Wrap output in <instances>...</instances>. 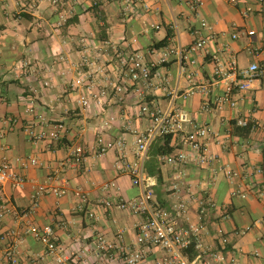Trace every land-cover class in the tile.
<instances>
[{
    "label": "crops",
    "instance_id": "0c3cea01",
    "mask_svg": "<svg viewBox=\"0 0 264 264\" xmlns=\"http://www.w3.org/2000/svg\"><path fill=\"white\" fill-rule=\"evenodd\" d=\"M93 2L0 0V163L8 160L27 179L22 188L0 186V264H12L9 251H14L18 264H50L53 258L45 245L27 232L30 226L46 225L54 228L66 252L79 254L85 264H124L115 252L111 258L100 251L96 238L103 235L129 247L142 218L109 210L102 202L129 200L141 189L120 168V152L111 150L99 157L96 140L124 137V156L133 160V131L150 126L149 116L141 114L146 104L162 111L170 106L183 109L195 122L207 123L212 130L208 147L217 157L205 165L168 164L164 157L170 154H158L164 140L157 138L145 162L146 175L155 184L156 204L166 209L174 203L187 205L181 224L186 225L182 222L188 217L206 228L205 247L225 258L214 264H233L232 260L264 264L263 80L255 78L248 89L235 90L234 107L217 105L226 87L219 72L228 71L233 61L239 72L253 63L264 67V6L259 0L237 4L204 0L193 12L185 0H137L128 10L121 0H105L98 6ZM248 7L253 10L246 14ZM251 31L253 35L248 34ZM201 37L209 42L192 56L193 63L177 57L160 62L163 50L188 46ZM165 39L167 43L160 46ZM133 50L154 65L149 83L129 78L124 62ZM79 74L88 77L90 88L73 85ZM117 85L122 92L114 90ZM173 88L194 94L172 101L167 91ZM90 92L97 93L100 102L92 99L83 106L80 99ZM206 104L208 111L203 110ZM31 106L51 126L66 125L61 140H33L27 135L24 127L34 118L27 111ZM240 120L248 121V126L238 125ZM189 130L191 126L186 127ZM183 134L173 135V153L187 150L181 143ZM78 146L85 149L86 160L76 167L69 160ZM30 158L37 165L29 164ZM226 164L241 177L230 181L219 169ZM61 177L68 179L66 195L47 192L36 201L37 187H58ZM111 182L115 186L104 190ZM77 189L87 195L84 211L77 210ZM236 190L245 197L234 195ZM220 228L228 239L225 245L217 235ZM194 252L190 251L191 257ZM164 255L165 251L153 249L143 264H158Z\"/></svg>",
    "mask_w": 264,
    "mask_h": 264
},
{
    "label": "built area",
    "instance_id": "2783aa9c",
    "mask_svg": "<svg viewBox=\"0 0 264 264\" xmlns=\"http://www.w3.org/2000/svg\"><path fill=\"white\" fill-rule=\"evenodd\" d=\"M65 0H51L55 5L63 4ZM128 10L137 0H121ZM239 0H229L232 4H237ZM105 0H94L93 5L98 6ZM188 8L193 12H198L204 5V0H185ZM261 6H264V0H259ZM252 7L246 9V14L252 11ZM206 23L202 22V27ZM253 35L254 32L248 33ZM209 37V36H208ZM208 37H201L185 47L167 48L162 51L160 62L164 63L172 57H177L182 61L193 63L192 56L204 50L209 42ZM234 37H236L234 35ZM210 38H214L211 34ZM124 65L128 68V75L133 83H149L152 77L154 65L145 61L144 56L133 50L128 54ZM226 81L224 94L217 101V105L222 107L225 103L234 107L236 102L233 99L235 90L243 91L249 88L251 82L255 78H260L264 82V67L253 63L248 69L241 72L238 71L236 61H233L228 71L219 72ZM240 74L242 78H240ZM76 87L90 88L91 83L84 74H79L73 82ZM116 92H122V86H115ZM193 91L180 93L177 88L169 89L167 95L170 100L182 96L187 99ZM96 99L100 102V97L97 93L90 92L89 95H84L80 99L83 106H89L90 101ZM210 105L206 104L203 110L208 111ZM34 115L30 123L24 127V131L33 140H52L59 141L62 139L66 125L63 122L55 123L51 126L49 120L40 113H35L33 106L27 110ZM141 114L148 115L150 126L142 131L134 130V145L135 157L133 160H126L124 150L126 147V139L120 138L117 140H107L104 136H99L96 140L97 155L99 157L106 155L111 150L120 152L122 162L120 168L125 170L131 177L135 186L140 187L141 194L135 198L125 199H107L102 204L109 210L118 209L128 211L135 215L141 216L142 220L136 226V235L131 246H123L120 242H109L103 235H98L96 238L97 246L105 255L110 254L111 258L118 257L124 264H143L146 262L148 255L153 249L159 248L165 251V255L161 258L158 264H214L216 262H224L225 258L220 251H214L205 247L203 237L206 228L201 223H193L188 217L184 218L181 224L182 216L187 215L188 208L184 203H174L171 209H166L158 206L154 201V182L146 175L145 162L148 157V151L152 143L159 137L168 134H178L184 132L181 137V143L187 150H179L164 157L168 164L195 162L199 165H205L217 159L216 156L210 153L208 147V139L212 133L211 128L207 123L195 122L192 116L183 109H176L170 106L162 111L159 108H151L147 104L142 106ZM238 125L247 127L248 121L240 120ZM191 126V130L186 131V127ZM264 126V123L262 124ZM86 160V151L82 146L74 149L70 156V162L73 166H81ZM27 162L31 165H37L35 158H30ZM26 162V163H27ZM224 172L225 176L234 181L241 177V173L233 169L230 165H221L219 168ZM261 172V169H256ZM58 187L48 189L42 185L37 187L34 195L36 201L39 196L47 192L61 197L67 194L68 179L61 177ZM27 182L24 174L14 168L8 160H3L0 163V186L11 184L16 188H22ZM113 182L108 183L104 190L113 188ZM234 195L245 197V193L236 190ZM76 197L80 200L77 210L84 211V202L87 200V195L82 189L75 191ZM203 212V210H202ZM92 216V214H91ZM0 232L2 226L0 225ZM27 232L31 233L38 241L45 245L46 254L52 256L53 260L50 264H85L83 257L75 252H66L60 245L59 238L56 235L54 228L51 225L43 227H28ZM220 243L225 245L228 239L222 228L218 229L217 233ZM196 250L197 254L194 257L190 256V251ZM8 252V257L12 264H18V259L13 253ZM115 252V254H113ZM234 264V260H232Z\"/></svg>",
    "mask_w": 264,
    "mask_h": 264
},
{
    "label": "trees",
    "instance_id": "16d2710c",
    "mask_svg": "<svg viewBox=\"0 0 264 264\" xmlns=\"http://www.w3.org/2000/svg\"><path fill=\"white\" fill-rule=\"evenodd\" d=\"M166 43H167V39H165L164 41H162L160 43V46H163ZM158 138H163V140H164V143L158 149V154L163 156L165 154H171V153H173L174 147L171 145L172 144V140H173V135L172 134H168V135L159 136ZM191 252H192V250H191ZM196 254H197V252H194V254L192 253L191 255L192 256L193 255L195 256Z\"/></svg>",
    "mask_w": 264,
    "mask_h": 264
},
{
    "label": "rangeland",
    "instance_id": "374dc122",
    "mask_svg": "<svg viewBox=\"0 0 264 264\" xmlns=\"http://www.w3.org/2000/svg\"><path fill=\"white\" fill-rule=\"evenodd\" d=\"M179 25H180V29H182L183 28V25H182L181 21H180Z\"/></svg>",
    "mask_w": 264,
    "mask_h": 264
}]
</instances>
